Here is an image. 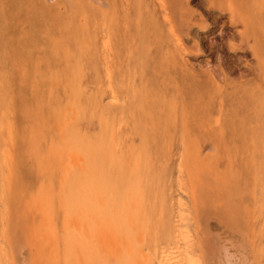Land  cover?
I'll list each match as a JSON object with an SVG mask.
<instances>
[{
	"label": "rangeland",
	"instance_id": "obj_1",
	"mask_svg": "<svg viewBox=\"0 0 264 264\" xmlns=\"http://www.w3.org/2000/svg\"><path fill=\"white\" fill-rule=\"evenodd\" d=\"M161 1L0 0V264L40 263L49 245L31 223L64 250L58 201L49 220L27 203L48 183L34 151L51 146L109 195L144 250L131 264H158L174 203L191 204L196 264H264V0ZM179 167L184 202L171 192Z\"/></svg>",
	"mask_w": 264,
	"mask_h": 264
},
{
	"label": "bare ground",
	"instance_id": "obj_2",
	"mask_svg": "<svg viewBox=\"0 0 264 264\" xmlns=\"http://www.w3.org/2000/svg\"><path fill=\"white\" fill-rule=\"evenodd\" d=\"M79 1H81V0H79ZM161 4H162L163 8H165V9L167 8L166 2L165 3L162 2V3H160V5ZM161 11H162V13L164 12L163 10H161ZM168 16H169L168 18L170 19L169 14H168ZM163 17L165 18V15ZM169 19L167 20V18H166L167 21H169ZM79 29H81V28L79 27ZM173 29H171V31ZM77 30H78V28L76 29V31ZM81 30H80V32H82ZM175 40H176V38H175ZM107 82L110 83L109 79L107 80ZM111 85H113V84H111ZM42 87H43V84H42ZM48 90H49V88H48ZM60 114H62V113H60ZM113 121H114V118H113ZM47 132L48 131L45 130V133H47ZM51 133H53V132H51ZM31 136H32V134H31ZM35 137L37 139V136H35ZM242 140H243V138H242ZM42 143H43V141H42ZM67 144L68 143H66V145ZM38 147H41V146L39 145ZM51 147H53V148H51ZM51 147H49L50 149L47 150L48 152H44V153L43 152L39 153L37 151H34V154L36 155V159L39 163L40 169H41V171L44 172V175L47 177L48 183H47V186L43 188V191L39 193L38 196L36 195L34 197H31V199H28L27 203L29 206L31 205V207H33L35 210H39L43 214V216L45 217V220H49L55 214L54 202H55V200L58 201L59 208L62 209V212H63L62 213L61 241H62V244L64 246V250L59 251V249L54 246L55 243H54V239L52 237L53 231H52L51 226L48 223H47V226L45 228L46 233H43V234H42L41 228H39L36 224L31 223L29 225V228L27 227V229L26 228L25 229L27 230L28 233H30L32 235V238H34L33 240L36 241L38 244L46 243L49 245L48 248H46V249L39 248L38 253L36 255V260L38 262H40L39 264H57V258L62 260V262L64 264H68L69 257H71V259L74 258L75 262L73 264H85L84 256H87L88 259L95 261L96 264H131L132 261L135 260V259L131 260L132 257H139L142 260L144 250L138 249V247H136V246L133 247L132 250L130 249V245L128 244L130 241L126 240V237H125L124 233L122 232V227L118 226V221H117L118 213H116V211H114L113 203L110 200V198H108L109 195L102 188H100L101 190L100 189L95 190V192H93V193L89 192L90 182L86 181V178L83 175L84 172H86V169L79 166L77 163V161H79L80 158L79 159L77 158V160H76V157L73 155V153L66 151V150H63L64 148L56 147V146H51ZM180 148H179V150H181ZM178 153H179V151H178ZM178 153L176 154L177 156H178ZM180 159H182V156L180 157ZM3 160H4V158H3ZM205 160H207V159H205ZM179 161H181V160H179ZM196 161L199 163H203V160L199 157H197ZM75 162H76L75 166L77 167V170H76V168L73 167ZM13 165H14L13 166V168H14L15 164L13 163ZM14 171H15V169H14ZM57 172H59L60 178H63V179L65 178V180H64V184L62 187L55 189V187L53 188V187H51V185H49V180ZM180 172H181V168L179 167L177 169V172H175L176 176H174L175 177L174 183L172 181L173 186L171 188V192H172V195L175 197L177 202L178 201L180 202V200H181V202H184L182 200L186 201V196H185L186 194H185L183 187H182L183 181L182 182L180 181V180H182V179H180ZM13 174H16V176H18L17 172L13 173ZM199 175H200V177H202L201 174H199ZM184 184H185V182H184ZM21 185H22V183H21ZM55 186H56V184H55ZM200 191H202V190H200ZM20 195H23V193L22 192H16V193L12 192V195L10 196V197H12V199L11 198L8 199V201L13 200V199H15V200L17 199L16 201L13 200L14 204L12 202V205H15L16 209H18V210H20V207H21L18 205V200H19V202H20V200L23 201ZM197 197H198V195H197ZM175 199H173V200H175ZM193 201L195 202L196 200H194V198H193ZM187 202H189V201L187 200ZM27 203L25 202V207H26ZM9 204H11V203H9ZM19 204L21 205V202ZM187 204L176 203V205H175V203H174V205H172V221L170 223V234L168 236V242H166L165 244H161V245L159 244L160 246L156 249V252H154L155 254H153V256L157 260L158 264H196L195 258L192 259L191 257H193V256L190 257V255L187 251V248H186V243H185V239L187 238L188 233L189 234L191 233V232L187 233V230L189 228L187 229L186 226L188 227L189 224L187 223V225H185V223H184V219H186L188 221H189L188 218L191 219L190 216L188 217V212H190L189 206L191 204L190 205H187ZM22 206H24V205H22ZM70 206H71V208H69ZM88 206L91 207V210L87 209ZM0 207H1V204H0ZM10 208H12V207H10ZM94 208H95V211L93 212ZM1 209H3V208L1 207ZM110 209H113L112 212L110 211ZM192 209H193V207L191 206V210ZM22 210H23L22 212H24V207ZM102 210H107V211H110L111 213L106 214V213H103ZM25 214H26V212H25ZM111 215H113V216L111 217ZM11 216L13 217V215H11ZM91 216H92V218H91ZM14 217H15V221H18L20 219V217L18 215L14 216ZM107 217H109V218H107ZM186 217H188V218H186ZM8 218H9V216H8ZM90 218H91V220L92 219L94 220L93 224L90 223ZM9 220H10V218H9ZM12 220H13L14 226L18 225V222H14V219H12ZM82 225L86 228L87 232L82 233V230H81ZM7 230L9 232V230L11 231L12 228L7 229ZM69 232H71V233H69ZM10 234H12V232H10ZM10 234H9V237H10ZM190 235H192V234H190ZM190 235H189V237L192 238V236H190ZM9 242H11V241H9ZM1 244H2V241H1L0 245ZM83 253H85V254H83Z\"/></svg>",
	"mask_w": 264,
	"mask_h": 264
}]
</instances>
